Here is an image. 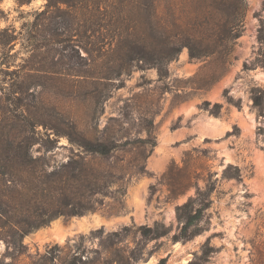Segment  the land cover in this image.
<instances>
[{"label": "rangeland", "instance_id": "374dc122", "mask_svg": "<svg viewBox=\"0 0 264 264\" xmlns=\"http://www.w3.org/2000/svg\"><path fill=\"white\" fill-rule=\"evenodd\" d=\"M151 11V0H52L50 5L0 0V157L7 152L5 138L58 134L55 146L30 147L34 157L44 154L52 166L78 151L65 137L72 127L90 138L121 142L146 139L142 119L147 113H153L154 126L148 173L126 185L123 210L57 218L23 238L27 251L19 264H31L54 246V264H62L80 236L86 237L82 259L104 264L112 255L101 254L99 239L89 238L99 229L102 241L117 232V264H264V95L258 93L262 117L251 105V90L264 92V0H157L163 40L195 39L210 52L212 42L236 37L229 65L207 88L202 86L214 75L215 56L191 59L186 47L166 64L164 83L157 81L155 69H133L117 79L122 64L117 41L149 42ZM128 67L123 64L124 72ZM105 74L111 79H98ZM225 92L240 107L229 103ZM202 102L208 109L219 104L220 115L204 110ZM0 164L9 169L20 163ZM227 166L238 169L240 180L222 178ZM192 171L216 180L209 220L191 240H174L176 207L194 195V182L204 187ZM171 185L178 195L170 192ZM93 220L99 223L81 228ZM155 223L169 234L142 239L137 228ZM56 225L67 231L61 242L52 240ZM131 251L137 260L128 261ZM6 252L0 240L4 263L11 260Z\"/></svg>", "mask_w": 264, "mask_h": 264}, {"label": "trees", "instance_id": "16d2710c", "mask_svg": "<svg viewBox=\"0 0 264 264\" xmlns=\"http://www.w3.org/2000/svg\"><path fill=\"white\" fill-rule=\"evenodd\" d=\"M151 3L150 41L144 43L138 38L117 41L119 42L117 44L118 60L122 63L117 71V79L123 75L129 77L133 69L140 71L155 69L157 81L164 83L168 77L166 64L175 60L181 49L186 47L191 59L215 56L214 75L202 86V88L209 87L217 79V75L229 65L228 57L236 37L212 42L213 48L210 52L195 39L183 42L163 40L159 32L157 0H151ZM47 4H52V0H47ZM233 24L235 27L239 26L237 21ZM123 64L126 67L129 66L126 72L122 68ZM98 79L111 78L110 75L105 74ZM258 93L264 95L263 90L259 88L251 90V105L257 115L262 117L263 102ZM189 96L191 94L180 99H187ZM225 96L229 103L240 107L239 101H233L226 92ZM201 107L214 116L220 115L219 104H214L211 109H208L209 103L202 102ZM152 114L147 113L142 119L144 122L142 129L147 135L146 139L135 141L119 142L120 139L90 138L76 127H72L65 137L68 144L78 151L72 153L65 162L54 163L52 166L44 154L34 157L30 147L34 143H39L46 148L55 146L60 138L58 134H55L53 138L23 136L2 140L5 144V148L2 149L7 152L0 157V161L20 164H18L19 168L9 166V169H5L4 165L0 164V240L5 242L6 254L11 259L8 263L2 260L0 264H19V258L27 251L23 238L38 228L48 226L57 218L80 217L96 211L107 214L121 212L126 185L132 178L148 173L145 162L155 146V142L150 138L154 129ZM111 159L113 162H110ZM187 164L188 160H183L185 168L188 167ZM50 167H52L51 170H49ZM191 173L195 180L201 177L204 187L201 189L194 182V195L176 207L175 214L179 228L173 236L174 240H191L205 230L203 224H207L209 220L207 211L212 205L210 197L215 190L216 180H212L213 175L210 173L205 176H198L195 171ZM5 178L8 180L5 181ZM222 178L240 180V174L236 167L227 166L222 172ZM170 188L172 194H179L174 186L171 185ZM105 199L109 202H105ZM137 232L144 240H157L167 236L169 229L161 223H155L153 227L140 226ZM102 234V229H99L91 233L89 238L99 239L101 254L105 252L112 255L103 259L104 264H117V232L108 234L105 241H102ZM85 239L86 237L80 236L78 241L73 243L69 249L73 251L71 258L64 259L62 264H95L89 259H82L86 253L82 247ZM55 248L56 246L47 248L43 254H37L31 264H54L55 257L52 250ZM209 249L206 242L201 256L205 262ZM137 259V254L131 251L128 261Z\"/></svg>", "mask_w": 264, "mask_h": 264}, {"label": "bare ground", "instance_id": "6f19581e", "mask_svg": "<svg viewBox=\"0 0 264 264\" xmlns=\"http://www.w3.org/2000/svg\"><path fill=\"white\" fill-rule=\"evenodd\" d=\"M98 223H99L98 220H93L91 222H88L86 224L81 225V228L87 229L89 226L96 225ZM66 233H67V231L64 228L60 227L59 225H56L55 230L53 232L52 240H55L56 242H61L64 238H66L65 237Z\"/></svg>", "mask_w": 264, "mask_h": 264}, {"label": "water", "instance_id": "95a60500", "mask_svg": "<svg viewBox=\"0 0 264 264\" xmlns=\"http://www.w3.org/2000/svg\"><path fill=\"white\" fill-rule=\"evenodd\" d=\"M59 221H60L59 219H56V220L52 221V222L49 224V226H51V225H53V224H55V223H57V222H59Z\"/></svg>", "mask_w": 264, "mask_h": 264}]
</instances>
